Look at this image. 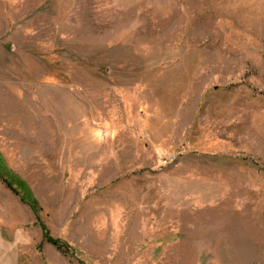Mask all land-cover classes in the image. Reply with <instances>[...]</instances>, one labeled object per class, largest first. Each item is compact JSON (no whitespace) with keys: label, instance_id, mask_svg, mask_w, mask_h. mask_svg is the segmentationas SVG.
Returning a JSON list of instances; mask_svg holds the SVG:
<instances>
[{"label":"rangeland","instance_id":"rangeland-1","mask_svg":"<svg viewBox=\"0 0 264 264\" xmlns=\"http://www.w3.org/2000/svg\"><path fill=\"white\" fill-rule=\"evenodd\" d=\"M12 256L264 264V0H0Z\"/></svg>","mask_w":264,"mask_h":264},{"label":"trees","instance_id":"trees-1","mask_svg":"<svg viewBox=\"0 0 264 264\" xmlns=\"http://www.w3.org/2000/svg\"><path fill=\"white\" fill-rule=\"evenodd\" d=\"M7 185L14 191V193H17V190L12 186V184L9 181H6ZM46 238L50 243H52L55 246L61 247L62 245L55 239H53L50 235H46ZM62 248V247H61Z\"/></svg>","mask_w":264,"mask_h":264},{"label":"crops","instance_id":"crops-1","mask_svg":"<svg viewBox=\"0 0 264 264\" xmlns=\"http://www.w3.org/2000/svg\"><path fill=\"white\" fill-rule=\"evenodd\" d=\"M14 256V255H13ZM12 256V259H11V257H9L10 258V260H9V258L8 259H4V261L5 260H9V262H11V264H13L14 263V257ZM1 261H3V259H1ZM17 264H20V262H19V257H17ZM1 264H4L3 262L1 263Z\"/></svg>","mask_w":264,"mask_h":264}]
</instances>
